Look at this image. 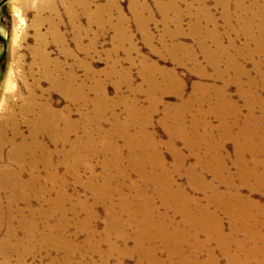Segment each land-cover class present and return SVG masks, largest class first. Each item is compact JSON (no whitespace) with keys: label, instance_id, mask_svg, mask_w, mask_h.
Masks as SVG:
<instances>
[{"label":"rangeland","instance_id":"374dc122","mask_svg":"<svg viewBox=\"0 0 264 264\" xmlns=\"http://www.w3.org/2000/svg\"><path fill=\"white\" fill-rule=\"evenodd\" d=\"M83 1L92 12L88 19L75 0H0V99L5 96L0 101V116L4 121H8L10 114L19 118L20 101L29 89L42 101H50L55 109L63 107L64 98L48 91L46 79L56 62L66 70L72 69L75 87L89 101L72 104L74 157L72 166H58L59 210L57 206L58 212L49 218L50 231L57 239L42 244L40 215L31 216L29 201H18L9 223L0 211V264H190L189 259H182L184 263L176 261L174 253L180 248L183 235L193 233V223H183L178 206L172 201L165 203L159 196L157 185L164 176V168L170 173L171 184L184 189L201 205L211 200L207 194L212 190L226 195L235 191L264 205V180L251 176L250 183L243 184L238 176L242 164L244 169H255V165L264 169V121L258 123L255 118L264 116V112L259 103L249 104L252 93L264 97V0ZM66 5L69 13L65 11ZM55 24L62 43L55 38ZM78 31L84 32L77 35ZM65 47L72 51L71 56L63 53ZM209 52L219 59V68H227L232 57L235 62L241 61L238 64L249 73L242 76V83L247 89L246 80L252 79L253 91L241 92L234 82L225 87L223 80H215L216 86H224L229 102L222 107L217 105L216 91L206 84L214 80ZM45 53L48 66L42 63ZM256 62L259 72L254 67ZM202 70L208 74L206 77L201 76ZM6 72L12 77L9 94L4 87ZM228 74L233 75L234 69L229 68ZM150 93L155 98L152 109ZM201 96L208 99L202 105L203 114L196 109ZM183 101L189 102L187 123L199 118L213 129V138H205L206 143L192 145L202 142V138L192 139L191 143L169 131L174 128L170 123L175 108ZM208 110H225L224 119L234 124V134L245 125L251 112L246 136L235 140L229 134L224 138L219 114L207 113ZM232 112L237 113L236 121L230 117ZM144 113H148L147 119L143 118ZM142 119L147 127V141L152 139L157 145L144 155L149 159L158 153V169L146 160L142 164L144 170H139L129 160L134 153H141L137 135V126L141 124L137 123ZM20 126L28 134L29 127L23 122ZM91 147L95 150L90 152ZM210 154L218 157V168L224 167L222 177L201 170L197 164L198 156ZM206 164L207 160L204 168L209 169ZM190 168L198 175H190ZM156 173L158 177L153 183ZM143 190L152 197L149 207L139 203L137 194ZM0 197L3 198L2 194ZM246 207L257 212L249 214L256 217L255 224H263L264 214L248 203ZM43 208L49 210L47 204ZM187 208L193 211L190 206ZM18 210H23L24 219ZM218 216L224 232H230L227 215L219 212ZM160 226L170 234L180 230L175 247L171 248L168 239L158 237ZM236 236L240 238L242 234ZM198 239H204L201 230ZM211 246L218 263L229 264L221 249L215 244ZM248 249H253L251 243ZM205 257L206 251H202L199 259Z\"/></svg>","mask_w":264,"mask_h":264},{"label":"bare ground","instance_id":"6f19581e","mask_svg":"<svg viewBox=\"0 0 264 264\" xmlns=\"http://www.w3.org/2000/svg\"><path fill=\"white\" fill-rule=\"evenodd\" d=\"M75 1L82 5V14L87 19L90 18L92 16V12L89 11L84 1ZM69 10L70 8L66 5L65 11L69 13ZM100 10H103V8H101ZM69 18L72 21L73 13L69 15ZM178 18H180V16ZM56 25L58 24L54 25L53 32L55 34L56 40L61 41L60 33L58 31L59 27L57 28ZM82 32L84 31H78L77 35ZM218 40L220 41L219 37ZM63 53L65 54V56L72 55V51L67 47L64 48ZM48 58L49 57L46 53L43 54L44 61L42 63H44V65L46 66L49 65H47ZM207 58L209 65L214 70V74L211 75L214 80L213 82L206 84L207 87L210 88V90L216 91L215 94L216 96H218L216 101L217 105H220V107H222L224 103L229 104L228 99L225 95L226 90L224 86L227 87L226 84H228L229 86L230 82H234V84L238 86V89L241 92H245L246 90L253 91L252 88L254 86V81H252V79L250 78H247L246 80L249 87L247 86V89L246 87L244 88V84L242 83L241 78L244 75L249 76V73L244 69L243 66L238 64V62L241 61L238 60V62H235V60L233 61L234 58L232 57L233 59H230V64L227 68H219V59H217L215 55L209 52L207 54ZM67 62L69 63V61ZM258 63L259 62H256L254 67L259 72L260 68H258ZM53 65V71H49L46 68V70H48L46 79L49 81L48 91L58 93L62 96V98H64L65 103L62 108L55 109L50 101H42L39 96L35 95L32 90L29 89L27 95L23 97V99H21L22 101H20L21 104L18 107V119L15 118L14 114H10L8 115V121L5 122L3 117L0 116V159H4V162H1L0 164V196L2 194L4 198H2V200L0 197V211L5 214V217L7 218L6 220L9 223L15 210L17 209L18 201H24L25 203L29 201V213L31 214V216L39 214L42 221L43 233L40 238L42 244L52 241L54 238L55 240L57 239L56 235L52 234L50 231L49 218L52 213L58 212L59 210V201H57L59 200L58 181L60 180V177L58 176V166L61 164L72 166L74 157L75 144L73 143V140L71 138L74 131V121L71 118L72 104L76 101H79L83 104L89 102L84 96L83 92L75 87V77L72 69H64L60 62H56L55 64L53 63ZM229 68L234 69V74L231 76H229L228 74ZM252 69L254 68L252 67ZM203 70L200 74L202 77H206L208 74H206V71L204 72ZM218 79H220L221 81L223 80V87L216 86L215 80ZM4 82L5 90L8 91L6 94H9L12 82L10 73L6 74ZM152 93H150L149 95L151 99L150 109H152L155 104V98ZM252 94L253 98L250 100L249 104L252 106L256 102L259 103L264 112V97L262 98L254 95V93ZM245 96L247 95L245 94ZM3 97H1L0 101L3 100ZM207 102L208 99L205 96H201L197 100L199 108L197 107L196 109L199 114H203L204 109L202 105ZM188 107L189 102L183 101L178 107L175 108V113L172 115L170 123L174 125V128L169 129V131H174L177 135L182 136V138L189 140L191 143L193 142L192 139L195 140L197 137L202 138V142H195L192 143V145L206 143L207 140L205 138H213L212 136H210L213 133V129L211 127H208L207 125H204L203 122H200L199 118H192L189 123H187L185 121V113L187 112ZM233 109L235 108L233 107ZM224 111L225 110H222L220 113H215L208 110L207 113H213L216 115L219 114V128L222 132L223 137L231 134L232 136H234L235 140L236 138H244L246 136L247 125L252 122L253 115H251V112L245 119V125L240 127L238 132L234 134L231 132V126H233L234 124H231V122L230 124H228L226 122L223 116ZM147 114L148 113H144V119H147ZM236 116V112H232L230 115V117L234 119V121H236ZM255 118L257 122L264 121V116H257ZM164 119L165 115L163 118V122ZM192 121L193 125H191ZM20 122H23L29 127L30 130L28 134H25L21 129ZM138 124H141L140 126H137V135L139 138L138 147L141 153H134L129 158L130 163L133 167L139 170H144L145 167L142 164H146V162L149 160L154 164L156 169H158L160 168V157L158 159V153L155 154V156L153 155L151 158L150 155L149 159L144 155L148 150L154 151V148H156L157 145L152 139H150V141H147V127H145L146 125L144 124V120L142 119L137 123V125ZM6 127L9 128V131H7ZM126 132V128H124L123 133ZM105 147L106 146L102 147V149ZM93 150L95 149L91 147L90 152ZM217 158H215V156H211V154L206 157L198 156L197 164L201 167V170L205 169L216 176H220L222 174V171L224 170V167L218 168V166L215 165V161L217 160ZM206 160L207 164L205 166L209 169L204 168V162ZM254 162L257 163V159H254ZM243 166V164L240 166L242 170L240 171V173H238V176H240V180L243 184L250 183L251 176L256 178L258 181L264 180V169H259L257 165H255V169H244ZM68 171L69 169H66V172ZM188 173L190 175L197 176L199 172H197L194 168H190ZM157 177V173L154 174L151 181L154 183V181L157 180ZM220 177H222V175ZM199 179L201 181L202 176H200ZM171 183L172 179L170 177V173H168V170L164 168V176L159 181V185L156 184L158 186L159 196H161L165 200V203H170L172 201L178 206L177 212L183 213V223L186 221H190L191 223H193V233L191 235H183L182 244H180V248L174 253L176 255V261L181 262L182 259H189L190 264H219L215 256L213 246H211L212 244H215L225 254L227 262L229 264H264V222L263 224H255L256 217H254L253 219L249 216V214L250 212H257L255 210L247 208L246 203L250 204L251 206L257 207L260 213L263 214L264 205L254 202L249 198H243L235 191H231L228 195H226L213 190L208 192L207 194V196L211 195V200L208 202V204L201 205L194 196L188 195L184 189ZM105 186L107 187L108 184H105ZM202 186L207 189H211V187L207 184H202ZM106 192L108 196L111 195L108 190H106ZM226 196L229 197V200L227 201L224 200V197ZM137 197L139 198V203L147 207H149L152 202V197L146 190L138 193ZM32 201H35L37 204L34 206L32 204ZM44 204L48 205L49 210H45L43 208ZM188 206H190L191 209L195 212L193 213V211L189 210L187 208ZM4 207L5 209H3ZM18 212L21 218L24 219L23 210H18ZM219 212L225 213L228 217L230 226V232L228 233L224 232L223 223L218 216ZM22 223L25 224L26 221L23 220ZM45 228L48 231V235H45ZM159 229L160 231L157 233L158 237L161 238V240L168 239V244L171 246V248L175 247L177 244L175 241H179L180 230H174L177 233L170 234L171 232H163V226H160ZM200 230L201 234L204 235V239L201 241L198 239ZM238 233H241L242 237L238 238L236 236ZM239 243H242V245H240ZM248 243L252 244V250L248 249ZM231 248L233 249V252L230 251ZM202 251H206V257L204 259H199V254Z\"/></svg>","mask_w":264,"mask_h":264}]
</instances>
